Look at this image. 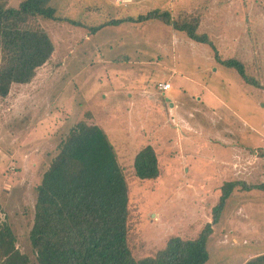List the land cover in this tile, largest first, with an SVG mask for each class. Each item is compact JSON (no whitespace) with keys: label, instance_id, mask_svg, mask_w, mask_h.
<instances>
[{"label":"rangeland","instance_id":"rangeland-1","mask_svg":"<svg viewBox=\"0 0 264 264\" xmlns=\"http://www.w3.org/2000/svg\"><path fill=\"white\" fill-rule=\"evenodd\" d=\"M1 1L17 8L25 0ZM130 1L51 0L58 21L27 24L49 32L55 53L30 83L0 96V215L22 252L31 253L35 189L80 121L100 126L115 148L137 258L173 236L195 239L212 224L226 183L264 184V0ZM155 9L175 18L201 12L199 31L214 47L158 21L93 31ZM217 58L241 61L258 87ZM147 145L158 154L156 180L135 175L134 158ZM211 227L206 264L264 254V191L235 188Z\"/></svg>","mask_w":264,"mask_h":264},{"label":"trees","instance_id":"trees-1","mask_svg":"<svg viewBox=\"0 0 264 264\" xmlns=\"http://www.w3.org/2000/svg\"><path fill=\"white\" fill-rule=\"evenodd\" d=\"M50 2L25 0L17 8L0 2L1 97H7L13 85L30 83L36 71L54 55L55 44L49 32L27 26L35 19L58 21ZM200 13L180 10L175 18L170 10L155 9L137 18L105 22L93 31L110 25L158 21L196 43L214 47L209 36L199 31ZM217 60L237 71L247 84L258 87L241 61ZM57 149L58 154L35 189L28 234L31 253L21 251L17 235L0 215V264H206L210 258L207 243L211 226L233 190L241 187L264 191V184L226 183L212 224H207L195 239L173 236L155 255L137 258L130 245L129 185L105 131L96 124L80 121L61 137ZM133 166L140 180H156L161 175L158 154L151 145L139 150ZM245 264H264V254Z\"/></svg>","mask_w":264,"mask_h":264},{"label":"built area","instance_id":"built-area-1","mask_svg":"<svg viewBox=\"0 0 264 264\" xmlns=\"http://www.w3.org/2000/svg\"><path fill=\"white\" fill-rule=\"evenodd\" d=\"M117 3L121 4L122 2H124L123 0H116ZM159 89L163 92H167L168 90L171 89L170 84H164V83H160L158 85Z\"/></svg>","mask_w":264,"mask_h":264},{"label":"crops","instance_id":"crops-1","mask_svg":"<svg viewBox=\"0 0 264 264\" xmlns=\"http://www.w3.org/2000/svg\"><path fill=\"white\" fill-rule=\"evenodd\" d=\"M8 1H9V2H12L13 0H8ZM8 1H7V2H8ZM114 1H116V0H114ZM124 2H125V0H124ZM127 2L131 3L130 0H127ZM127 2H126V3H127ZM116 3H117V2H116ZM118 4H119V3H118Z\"/></svg>","mask_w":264,"mask_h":264}]
</instances>
